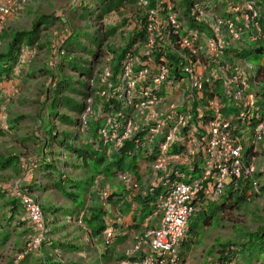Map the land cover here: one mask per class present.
Returning <instances> with one entry per match:
<instances>
[{
  "label": "built area",
  "instance_id": "built-area-1",
  "mask_svg": "<svg viewBox=\"0 0 264 264\" xmlns=\"http://www.w3.org/2000/svg\"><path fill=\"white\" fill-rule=\"evenodd\" d=\"M209 2L219 3L221 11H211L207 2L197 6L198 18L207 26L205 33L183 31L167 0L159 1L158 7L151 9H145L146 0H137L145 18L144 39L134 37L132 47L121 60L115 84L110 81L112 71L107 67L102 69L101 84L81 114L84 130L92 118L104 116L97 129V139L107 154L121 151L127 140L130 141L127 153L132 155L151 153L153 143L158 148V156L150 166L152 179L163 182L156 199L160 217L156 226L147 228L125 249V258L115 264H186L180 253L181 244L188 232V221L203 203L218 201L228 184L237 185L241 180H247L252 193L260 191L259 180L253 175L257 168L256 154H260L264 167V73L248 59L229 56V60L224 49L255 44L264 51V0ZM9 9L7 4L0 3V19ZM162 12L168 22L163 45L179 60L181 77L176 82H167L168 69L164 63H160L157 74L150 73L151 52L162 26ZM139 45L144 49H138ZM161 85L166 87L164 93L158 92ZM105 96L113 104L122 102L123 107L131 108L132 118H116L118 123L114 124L109 114L111 109L107 113L103 111L101 100ZM193 101L200 104H196L192 113ZM229 104L235 111L224 114ZM142 128L147 129L146 134L136 137ZM176 143L184 145L183 153L170 156ZM244 144L252 150L244 152ZM138 148L144 152L139 153ZM184 157L198 158L201 164L190 166V173L183 174V180H169L170 174L177 175V171L168 167L184 162ZM120 179L127 187L134 186L131 175L121 174ZM156 184L149 180L142 193L152 191ZM8 192L18 200L31 228L16 256L18 262L41 248L48 228L37 196L24 187L22 177L12 179ZM104 194L102 198H106ZM64 220L71 223L75 218L69 215ZM77 223L83 225L80 218ZM115 235L112 225L104 228L101 240L105 249Z\"/></svg>",
  "mask_w": 264,
  "mask_h": 264
},
{
  "label": "trees",
  "instance_id": "trees-1",
  "mask_svg": "<svg viewBox=\"0 0 264 264\" xmlns=\"http://www.w3.org/2000/svg\"><path fill=\"white\" fill-rule=\"evenodd\" d=\"M159 1L164 0H146L145 9L157 8ZM167 1H169L172 13L183 31L196 30L206 33V24L198 18L197 6L202 3H199L198 0ZM206 2L210 5L211 11H221L219 3L215 4L205 0L204 4ZM128 5H131L130 8L133 7L129 10L132 16L117 20L113 19L114 13L119 12L120 8L123 9ZM26 9L23 11L27 16L25 21H28L26 27L8 25L0 30V79L12 76L16 68L22 70L23 65H25L27 77H33L39 72L41 75H46L47 79L50 80L49 84L52 87L47 89L45 95L47 100L45 99L41 103L37 102L38 108L34 111L35 115L31 117L32 120L36 121L37 119L35 123L37 134L35 133L34 137L39 138L42 142L40 145L42 157L46 156L48 159L47 165L43 166L42 175L47 180L53 179L54 191L60 197L73 202L78 201V204L72 213L67 211V207L64 206L48 207L47 210L41 206L48 228L46 238L39 250L27 254L17 263L24 264L32 258L35 264H100L93 257V263H90L91 252L95 249L92 244H82L76 239L60 240L51 238V233L64 231L69 225L63 223L56 230H49L50 223L61 219H47V213L57 214V218L64 217L68 213L72 216H80L86 226L95 224L96 227L92 229V233L95 236L100 235L107 226L103 223L105 210L95 201L87 205L91 195L89 191L93 186V176L85 177L86 169L92 170L94 174L101 173L107 179L126 172L137 174L140 168L147 167L158 156L157 145L153 143L151 153L138 154L140 161L137 163L134 160L132 161L128 158L130 154L127 152L130 148L127 147L129 148L127 150L126 146L130 145V141L127 140L124 143V148L117 153H112L109 158L106 156V149L101 147L97 139V129L104 116L101 115L99 118L97 115L92 118L87 122L88 126L85 130L81 126L80 120L87 103L93 99L94 91L101 84L99 74L102 69L107 67L112 71L110 81L115 84L116 76L120 71L121 60L125 52L132 47L134 37L139 36V39H144L142 25L145 18L143 9L137 6V0H72L67 13L60 15L61 17L52 13L47 15L44 12L31 11L30 8ZM206 9H209V7H206ZM162 13L160 17L162 26L156 35V41L151 52L152 66L150 73L151 75L157 74L160 63H164L168 69L167 82L170 80L176 82L181 77L179 60L163 45V41L167 38L168 22L165 13ZM54 22H58V29L65 28L67 32L63 36H58L56 42H54V51L51 53L53 59L43 62L38 59L37 55L41 48L45 49L47 55L50 54L49 43H53L50 29ZM96 22L99 25H96ZM124 22L129 23L130 26V31L125 35L121 33ZM116 32L121 37V43L117 49H115L114 39H111ZM137 47L138 49H144L142 45ZM34 50L37 53H34ZM224 53L227 54L229 60L231 57L249 59L251 55L258 53L264 56L263 49L255 44L244 48L228 46L224 49ZM144 60V58L141 59L140 64ZM145 84L147 82L143 83L142 86ZM168 87L171 88L172 86ZM165 89L166 87L161 85L158 92L164 93ZM101 102L104 112L107 113L108 109H111L109 114L112 115L113 122L116 118L121 120L132 118L131 108L123 107L122 102L113 104L109 96L103 97ZM192 104L190 111L193 113L196 104L200 103L193 101ZM185 106L184 104L180 109ZM223 112L226 113L227 111L224 110ZM22 118L17 116L9 123L16 125ZM196 120L197 117L194 116L193 121ZM117 123L118 121L114 122V124ZM146 132L147 129L142 128L136 137L141 138ZM198 134L201 135V133ZM55 147H59V149L56 151L54 150ZM183 147V144H174V149L172 148L169 152L170 156H173L175 152L183 153ZM137 150L139 153L144 152L140 148ZM17 159L16 155H9L7 158L0 156V172L6 170L16 172ZM79 160L84 161L85 165H82L81 170L78 172L76 163ZM89 164H93L94 169H91ZM192 164L199 166L201 161L195 158L192 160ZM183 168L185 167L177 171V175H171L169 180L175 178L183 180L182 175L190 173L188 169L184 170ZM256 175L255 171L253 176ZM259 184L261 191L264 188V180L263 182L259 181ZM23 185L29 191L31 190L24 179ZM1 186L0 246H4L9 240H13L15 236H23L26 240L31 233V228L23 217L18 200L10 196L8 190ZM160 186L162 185L153 188L152 191L148 189L143 196L138 194V189L131 191L132 203L136 204L140 208L139 212L144 213L145 216L149 215L155 208L157 195L161 192ZM248 189L247 186L240 189L239 186L232 185L227 188L223 199L217 202L203 203L201 208L194 213V215L203 214L202 228L211 225L213 217L219 219V212L225 211V209L241 208L246 203ZM259 193H253V195ZM130 206L131 204H128V208ZM197 220L195 219L192 224L190 221L188 222L187 235L195 231V226H198L196 224ZM19 228L23 229L18 230ZM138 229L140 231L138 233H141L140 236H142L144 232L140 227ZM86 233H88L87 230ZM68 235L67 233L65 236L68 237ZM193 242H195L194 236L190 237L188 235L185 247L190 248ZM112 243L110 247L106 248L104 256L100 259L103 264H115L118 260L125 258L124 255L115 256ZM218 251L217 261L219 264H264V221H260V224L253 230H241L233 241H226L221 247H218Z\"/></svg>",
  "mask_w": 264,
  "mask_h": 264
},
{
  "label": "crops",
  "instance_id": "crops-1",
  "mask_svg": "<svg viewBox=\"0 0 264 264\" xmlns=\"http://www.w3.org/2000/svg\"><path fill=\"white\" fill-rule=\"evenodd\" d=\"M129 31L130 29L124 31L123 34L125 35ZM251 57H258L260 59L262 57V54L260 53L256 55L253 54L250 56L248 60H250ZM258 64L256 66H258L259 70H262V72L264 73V60L263 61L259 60ZM25 67L26 66L23 65L22 70L16 68L12 76L0 79V156L3 158H7L9 155H16L18 157L16 172L12 170H6L2 173L0 172V186L2 185L1 186L2 188L4 187L6 190H8L12 179L20 176L25 180V183L29 185V188L31 189L30 192H33L37 196L41 206L43 203H45L46 205H48V207H63V206L68 207L69 204L74 205V202L64 199L63 197H60L59 194L54 191L55 188H54L53 179L47 180V178H44L42 175L44 171L43 166L47 165L48 159L46 158V156L42 157L41 149H40V145L42 144V142H40L39 138L34 137L35 133L37 132L35 123L34 122L30 123L28 120L35 114L30 113V111L25 113L20 110H15L16 109L15 107H10L9 105V102L11 100H13L14 102L15 101L18 102L21 99V97H23L21 92L24 85L23 76L26 75V71H27V68ZM21 72H25V74L24 73L20 74ZM16 92L17 95L14 96L15 95L14 93ZM224 110L227 111L226 113L223 112L224 114L227 113L231 114L235 111L234 107L231 104L227 105ZM17 116H21L23 118L20 121H18L16 125H14V123L10 124L9 121H13V119ZM27 122L30 127L27 125ZM38 134L40 135V133ZM248 135L249 137H251V133ZM11 140L17 142L18 146H13ZM246 144H244V152L247 151L250 152L249 150L250 147H248ZM58 149L59 147L54 148V150L56 151ZM111 155L112 154L106 153V156L109 158ZM128 158L132 159V161L133 160L136 161L138 159V155L130 154L128 155ZM76 165L78 167L77 171L79 172L81 170V166L85 164L84 161L79 160V162H77ZM190 166H194L192 164V159L189 157H184V162L179 161L177 163H172L168 167V169L172 171L174 170L178 171L179 169L181 170L182 167H185L183 168L184 170L189 169ZM256 167H257L256 168L257 175L255 177H257L259 181L263 182L264 167H262V159L259 153L256 154ZM91 169H94V167ZM5 172L6 173L12 172L11 176L9 174L6 175ZM126 173L131 176L133 175H137V177L144 176L145 179L140 183H136L135 180L137 177H133L132 184L134 186L127 187L125 183L120 179V175L115 177L111 176L110 178L107 179L104 178L101 173L94 174V172L89 169H86L85 172L86 174L85 177H88L89 175L93 176L92 178L93 186L91 188V191H89L91 192V195H90V200L87 201V205H90L92 202L95 201L98 205L104 208L105 216L103 218V223L106 225L112 224L113 228L115 229L116 235L114 242L112 243V249L115 252V256L117 257H119L120 255H124L125 249L131 247L132 244L140 238L141 233L140 234L138 233L139 231L138 227H140L143 232L147 228H153L156 226L157 221L160 217V213L156 205L155 208H153L152 212L149 215L145 216L144 213L139 212L140 208L131 201V195H132L131 191H134L133 189H138L139 195L141 196L145 195L142 192L144 190L146 183L149 180L157 183L156 187L162 185L159 187L160 190L162 191L163 182H160L155 178L152 179L153 172L151 166L148 165L147 167L140 168L137 174L136 173L132 174L129 172ZM171 175H173V173H171L170 176ZM3 178L11 179V181L4 183L2 182ZM137 179L139 181V178ZM99 186L103 188L107 186L109 189H111L113 191L111 197L100 198V195L98 194L100 191L97 190ZM237 186H239L240 189L243 186H247V188L250 187L247 183V180H241L237 184ZM262 191H264V188L261 189L258 195H254V196H262L263 195ZM247 193L253 195V193L249 189L247 190L246 194ZM223 196L220 199H222ZM128 204H131L130 208H128ZM218 216H220V214H218ZM48 218L61 219L60 221L58 220L55 222L54 220L53 223H50L49 230H56L61 226V224L66 223L65 220L63 219L65 218V216L64 217L60 216L57 218V214L47 213V219ZM74 218L75 220L73 222L66 223L69 226L64 231H60L59 233H53V234L51 233V238H56L60 240L76 239L78 242L82 244H90V245L92 244L95 248L92 251L94 253V256L90 255V257L91 258L93 257L95 261H98V263L101 264L100 259L104 256L103 254L106 252V249L103 246L101 240V234L95 236L92 233L93 232L92 229H94L96 225L93 224L86 226L85 222L80 216H74ZM79 218L81 219L83 225H79L77 223V220ZM218 220L219 219L217 218V221L214 225L217 224ZM211 226L213 225H209L208 228H210ZM22 229L23 228H19L18 230H22ZM205 229H207V227H204L202 230ZM86 230L88 231V233H86ZM67 233L69 234L68 237L65 236ZM187 236L188 235H186L185 239L183 240L180 249L181 256L186 262V264H219L217 261V257L219 256L218 249H216L217 251L216 250L212 251L210 249L205 251H195L194 246L196 245V241H197L196 239L195 242H193L190 245V248L187 249L185 247V241ZM223 243L224 242L214 246V248L221 247Z\"/></svg>",
  "mask_w": 264,
  "mask_h": 264
},
{
  "label": "rangeland",
  "instance_id": "rangeland-1",
  "mask_svg": "<svg viewBox=\"0 0 264 264\" xmlns=\"http://www.w3.org/2000/svg\"><path fill=\"white\" fill-rule=\"evenodd\" d=\"M72 0H0V3H5L7 4L10 9L9 12L6 16H4L2 19H0V30L2 27L5 26H20V27H26L28 25V21H25L27 16L24 14L23 11L27 10L26 8H30L31 11H40L44 12L45 14H55L59 17L60 15H65L68 11V7L70 6ZM131 5H128L127 7H124L123 9L120 8L119 12L114 13L113 19L117 20L119 18H124L126 16H132V14L129 12ZM96 25H99L98 22H96ZM59 26L58 22H54L53 26L50 29V34H51V40L53 43H49V48L51 50L50 54L45 53V49L41 48L40 52L38 53V59L43 62H47V60L53 59L51 56L54 51L53 44L56 42L58 36H63L66 34L65 28H60L58 29L57 27ZM130 29L129 23L124 22V24L121 27V33L124 31ZM111 39H114L115 44V49L119 46L121 43V37L118 35L116 32L115 35ZM119 51V49H118ZM36 51L34 50V53ZM37 53V52H36ZM47 55V56H46ZM259 58L258 57H251L250 61L252 64L257 65L259 63ZM25 72H21L22 74ZM24 80V85L22 88V96L21 99L17 101L11 100L9 102L10 107H15V110H20L23 112H28L30 113H35L34 111L37 110L38 105L37 102H43L47 98L46 92L47 89H49L50 84H49V79H47L46 75L40 74L39 72L36 73L35 76L33 77H27V75L23 76ZM19 91V90H18ZM16 96L17 92L14 93ZM16 100V99H15ZM47 100V99H46ZM38 117V116H37ZM30 123L34 122L32 118L28 119ZM28 125V122H27ZM29 126V125H28ZM30 127V126H29ZM26 131V130H25ZM11 143L13 146H18V143L11 140ZM13 148V147H12ZM17 148V147H15ZM26 150V149H25ZM140 159L138 158L136 162H138ZM91 168L94 167L93 164H90ZM12 172H5L6 175L11 176ZM133 177H137V175H133ZM139 178V181L138 179ZM135 182L140 183L142 182L145 178L144 176L142 177H137ZM6 181V182H5ZM11 179H5L3 178L4 183L10 182ZM100 192L98 193L100 195V198L102 197V194L106 198H110L111 194L113 191L109 189L107 186L105 188L99 186L97 189ZM263 195L262 196H254L252 194L247 193V199H246V204L237 209H225V211L219 212L220 218L218 220V223L214 225L217 221V217H213L211 221V226L210 228L207 227V229L202 230V218L203 214L198 213L195 214L193 217L190 218V223L192 224L195 219L197 220L198 226H195L194 232L188 234L190 237L192 235L194 238L197 240L196 245L194 246L195 251H205V250H216L218 248H214V246L219 245L222 242L225 241H230L234 240L238 233L241 230H253L255 227H257L260 224V221H264V191H262ZM224 198V196H223ZM222 198V199H223ZM78 201L74 202V205L69 204L67 207V211L72 213L73 209L77 207ZM43 208L45 210L48 209V205L45 203L42 204ZM71 214H66L65 216H69ZM112 225V224H110ZM201 226V227H200ZM25 237L23 236H15L13 240H9L4 246H0V264H18L15 262L16 256L21 250L22 244L24 242ZM15 243V244H14ZM186 246V244H185ZM217 251V250H216ZM59 254V252H57ZM91 255L94 256V253L91 252ZM82 256H84L82 254ZM211 257V255H210ZM21 260V259H20ZM91 262L93 263V258H90ZM11 261V263H10ZM24 264H35L33 259L30 258L28 262ZM103 264V263H101Z\"/></svg>",
  "mask_w": 264,
  "mask_h": 264
},
{
  "label": "bare ground",
  "instance_id": "bare-ground-1",
  "mask_svg": "<svg viewBox=\"0 0 264 264\" xmlns=\"http://www.w3.org/2000/svg\"><path fill=\"white\" fill-rule=\"evenodd\" d=\"M198 2H199V3H204L205 0H198ZM138 162H139V161H138ZM136 163H137V162H136ZM228 187H229V184L226 186L225 191H224L223 194H225V192H226V190H227ZM212 202H213V201H212ZM187 231H188V229H187Z\"/></svg>",
  "mask_w": 264,
  "mask_h": 264
}]
</instances>
